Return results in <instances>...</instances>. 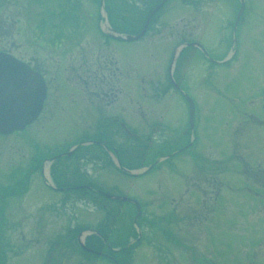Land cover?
Returning <instances> with one entry per match:
<instances>
[{"label": "rangeland", "instance_id": "obj_1", "mask_svg": "<svg viewBox=\"0 0 264 264\" xmlns=\"http://www.w3.org/2000/svg\"><path fill=\"white\" fill-rule=\"evenodd\" d=\"M252 1L256 9L249 15L244 27H249L251 39L241 46V56L234 57L229 66L234 71L237 67L240 72L228 76L222 83L220 93L214 89L216 85L211 81L208 63L202 55L195 54V52L192 54L191 51H185L179 54L172 63L173 55L167 52L141 51L140 48L143 45L138 42H121L119 46L111 42L104 44L98 33H96L95 18L90 19L89 24H86L87 30L74 35L72 46L75 59L73 66L77 67L85 64L94 70L91 71L94 74L99 69L98 64H102L105 58L108 63L112 60L114 64L112 67L117 66L120 70L116 78L117 89L114 87L115 92H119L120 104L106 109L104 113L112 115L114 112H119L121 115L127 116L129 123L139 135V141L136 143L137 150L140 153L143 152L141 161L139 159L136 162L140 164L135 168H131L134 166V162L131 164L128 158L126 161L122 158L123 165L135 172L144 169L152 163L149 161L152 151L159 150L158 145L166 141L167 137L168 139L172 137L167 136L171 132L161 135L162 130L149 134L147 127L152 122L162 120L172 124L173 120L179 118V125L182 126L187 118L186 105L182 96L179 97L177 93L170 92V95L168 93L170 97L160 104H149L150 96L157 94H154L152 84L163 86L167 78L168 68L172 66L174 76L180 78L181 83L186 85L187 92L195 98L197 105L196 135L199 150L207 158L210 157V152L217 150L216 156L219 161L217 164L221 166L220 169L224 168L225 161L230 159L225 151H221L222 148H225L221 144L229 143L225 140V135L228 132L227 127L230 125L229 113L233 114L235 106L239 109L245 107L246 111L249 112L262 111L260 104L264 95L259 90L262 86L264 90V57L252 55L248 52V49L253 41H256V48L261 46V30L257 29V26L249 25L252 21V15L257 12L259 14L264 13V2L263 0ZM74 5L80 7V4L75 3ZM232 10L229 11V14L235 15V11ZM193 12V9L186 8L185 16L191 17L194 15ZM95 14L97 15L96 12ZM104 17L105 15L101 12L99 24L103 29L106 25ZM205 24L200 33L202 38H205L213 29V26L209 27L208 22H205ZM21 26L22 24L18 29H21ZM187 26L193 30L194 24L191 23ZM83 48L84 50H82ZM98 48H101V50H98ZM102 52H105V54H102ZM254 53L256 54V52ZM229 68L222 67L220 71ZM90 77L94 79L93 75ZM87 79L85 77V81ZM69 80L71 84L69 90L72 91L71 88L73 87L71 94L73 97L61 99L53 105L55 107L53 108L55 119L44 129H42L41 123L38 122L30 126L28 131L33 140L35 139L38 142L39 137L44 136L48 144L49 141H53L52 143H55L58 147H65L66 145L71 147L72 143H76L81 139L84 133L92 134L90 122L93 123L99 115L92 108L99 105L103 109L105 106H103L104 103L101 104L103 101L99 102L95 99L91 91H101L102 87L95 88L91 84L92 86L88 85L90 88H85L84 86L87 85L83 82L84 79L76 78L74 72L72 76L69 75ZM106 86L104 89H107ZM181 88H183V85H181ZM88 90L89 93H87ZM237 91L240 94L238 96L234 94L237 97L233 98L235 99L234 103L229 102L228 99L231 94L228 92L236 93ZM89 94L95 100V103L91 104L93 107L86 100ZM129 96L137 98L140 103L139 106L141 105L142 108L131 106ZM84 97L86 99H83ZM237 101L240 103H236ZM51 109V107H47L46 111ZM131 114L133 117L130 116ZM108 133L115 143L130 144L129 139L117 126L114 127V131L109 130ZM247 134L249 138L245 141L236 137L231 139L228 136L229 140H235L236 138L240 141V146L234 152V173L232 174L234 179L231 181L234 183L224 189V198L218 202L217 209L210 215H207L209 212L206 211L198 212L195 200L196 188L192 187L190 194L184 195L180 202L178 197L183 194L184 186L178 187L177 184H173L184 178L183 181H186L187 185H191L192 179L199 175L196 167L191 168L192 164L189 165L191 162L195 164L194 152L192 154L186 151L183 154H175L176 156L166 160L161 159L156 165L157 167L143 178H129L128 175L127 177L118 171L116 159H112L110 155L111 159H106L107 163L105 164H97L92 161L93 159H84L83 162L79 161L80 164H75L77 168L73 172V176L70 175L68 185H78L81 182L79 176L82 175L93 183H99L103 187L114 189L113 192L146 201L148 203V206L145 205L146 209H157L153 216L152 213L148 212L149 215L139 217L136 223L133 222L136 212L133 206L104 199L100 195V191L91 182L90 184H93L94 189L74 190L69 195L70 200L65 204L66 201L64 200L62 203L60 192L55 194L49 191L44 180L34 177L25 193L16 195L9 200L11 213L0 218L6 224L4 228L6 239L3 246L6 253V264H45L46 260L48 264H112L107 259L82 250L77 243L78 234L81 233L80 237L83 239L92 229L104 228L106 236L110 237V240L108 239L109 243H111V241L119 240L123 236L126 240L130 237L134 238L138 235L139 230L147 235L151 228L154 230L156 227L174 233V235L171 234L172 236L169 239L167 236L159 239H181L192 244H196L195 240H199L202 246L206 242L209 243L215 248L217 253L215 259L220 264H264V198H259L258 194L254 193L257 191L256 187L258 186L264 192V127L251 125L247 129ZM48 135L51 136L50 140ZM253 135L255 139H252ZM104 136L107 139L109 138L106 135ZM89 137L93 136L85 138ZM143 138L145 139L143 140ZM150 139L154 141L156 147L149 143ZM8 142V164L12 167L22 160L19 149L24 148L27 143L23 142L22 136L18 133L10 136ZM143 146L153 147L152 150H146ZM154 158L157 160V156H154ZM202 160L209 161L206 160V157ZM243 160L247 161L248 164L250 163L254 170H258V167L263 170L258 173L255 172L254 179L250 177L247 180L246 174L242 176L237 171L242 167ZM221 161L223 162L219 164ZM258 163H260L259 166ZM49 167L50 163L45 162L43 172L47 179H50ZM57 169L54 167V171L59 172L60 169ZM60 171L64 175V168ZM258 181L260 184L257 183ZM164 193H170L175 197L177 199L175 204H171L168 199L158 205L160 204V202H157L158 197ZM148 201H153V204L149 205L150 202ZM103 204L106 205V211L103 209ZM174 207L177 209L175 212L172 210ZM128 208L129 215L126 211ZM165 209H169L168 212L172 211V213L165 215L166 213H163ZM109 229L111 232L108 233ZM72 230L76 231L70 234ZM87 236V238H98L95 233H89ZM148 236L150 235L148 234ZM153 238L155 237L153 236ZM102 244L104 245L103 242L100 243V245ZM145 244H140L139 250H144ZM114 247L118 246L115 245ZM144 259L145 257L141 258V255L136 253L133 264L142 263ZM191 261L194 260L190 259V263L189 260H185L181 264H193Z\"/></svg>", "mask_w": 264, "mask_h": 264}, {"label": "flooded vegetation", "instance_id": "obj_2", "mask_svg": "<svg viewBox=\"0 0 264 264\" xmlns=\"http://www.w3.org/2000/svg\"><path fill=\"white\" fill-rule=\"evenodd\" d=\"M163 0H0V55L6 61L5 67L23 66L29 69V75L31 80H42L45 85L46 93L43 108L37 117V119L21 131H15L13 133H1L0 132V218L9 215V200L16 195L23 194L28 190L30 181L34 177H38L44 180L47 189L55 194L60 192L62 194L61 200H70V193L74 190L90 189L89 186L91 180L87 177H81V182L78 185L69 184L70 175L73 176V172L76 170L79 161L84 159H93L92 161L97 164L107 163L106 159L110 158V154L122 161L128 158L130 163H136L139 159H142L143 152L139 153L137 150V139L135 134L136 129L129 123L128 117L121 115L119 112L112 115L104 113L108 108L114 107L119 103L120 97L118 96L117 80L120 70L117 66L112 67L113 61L110 63L103 59L102 64L99 65V69L96 73L92 74L89 66L74 65L73 55V41L74 35L79 32L87 30L86 24H89L90 19H94L95 28L102 43H115L119 46L123 43H141L143 45L141 51L151 52H167L170 55H174L177 50L191 51L195 54L209 55L218 60L217 63H209L208 72L210 73L212 83H215V90L220 93L222 89V83L233 73L238 74L240 71L237 69H230L229 66L233 62L232 57L241 56V46L249 42L251 34L248 28H244L249 15L256 9L252 0H165L163 4L156 8ZM264 2V0H263ZM80 4V7L74 4ZM92 4V5H91ZM233 5V6H232ZM93 8V10H91ZM193 9V16H185V9ZM103 9V11H101ZM235 11V15H230L229 11ZM97 13V15L95 14ZM106 15L109 22H111L112 33L109 30H104L100 24V14ZM95 14V15H94ZM105 18V17H104ZM148 20L146 30L142 36L134 41H129L126 38H117V35H138ZM88 21V22H87ZM205 22L213 26L212 31L205 37H201V32ZM194 24L193 30L188 28V24ZM21 26V29H18ZM257 26V29L261 30L260 43L261 46L256 48V41H253L248 49V52L252 55H259L264 57V13L257 12L252 15V21L249 26ZM187 31V32H186ZM145 43V44H143ZM182 46V49H181ZM257 49V50H256ZM84 50V48L82 49ZM101 50V48H98ZM138 50V49H136ZM206 51V52H205ZM256 52V54L254 53ZM105 54V52H102ZM226 60H228L226 62ZM222 61V62H220ZM222 67L229 68L228 70L220 71ZM17 68V67H16ZM76 78L84 79V83L88 85H94L95 88L102 87L101 91L93 90L91 94L99 102L104 103L105 106L97 105L92 108L99 115L97 119H94L91 123L92 134L84 133L81 139L76 143H72L71 147L66 145L65 147H58L53 141L47 143V139L44 136L39 137L38 142L31 138L29 133L30 126L35 123H41L42 129L52 123L55 119V111L53 105L61 99H70L73 97L72 91L69 90L70 80L69 75H73ZM94 76L92 79L90 76ZM85 77L88 79L85 81ZM180 78L175 77L172 73V66L168 68L167 78L165 79L163 86L152 84V89L155 95L150 96L149 104L162 103L165 99L170 97V92L177 93L179 97L182 96L187 109V118L183 125L180 126L179 118L172 124L160 121H154L147 127L149 134H152L158 130H162L161 135L166 132L172 136L162 144L158 145L159 148L172 147L174 151L181 149L179 153L183 154L189 151L193 154L195 164H192L191 168L196 167L199 175L194 177L190 182L191 185H187L184 178H181L177 184L183 188V196H179L178 200L181 202L182 198L186 194H190L191 188H196V206L201 213L203 211L209 212L207 215L212 214L216 209L218 202L224 198V189L233 181V164H234V152L240 146L239 138L248 139L247 129L251 125L256 127H264V96L260 108L262 109L255 112L246 111L245 107L239 109L235 106V111L230 115V125L227 127L228 132L225 135L226 144H221V151H225L226 155H229L230 159L225 161L224 170L220 169L218 165V157L216 151L210 152V157L202 155L199 150V143L197 138V105L195 103V111L192 120L189 117V104L181 93V81ZM91 85V86H92ZM108 85V86H106ZM106 86L107 89H104ZM115 87V88H114ZM260 87V92L264 95V90ZM109 92L107 94V92ZM226 90V85H225ZM63 93V95H62ZM89 93V90L87 91ZM169 93V95H168ZM229 102L234 103L233 98H237L236 93H230ZM261 94V95H262ZM227 96V95H226ZM241 97V96H239ZM83 99H86L85 97ZM130 105L133 107L139 106V101L133 96H129ZM89 105L95 103V100L89 94L87 96ZM237 100V99H236ZM98 102V103H99ZM240 103V102H236ZM246 103V102H245ZM141 106V105H140ZM139 106V107H140ZM246 106V105H245ZM47 107L52 109L46 111ZM91 107H93L91 105ZM142 108V107H140ZM93 110V111H94ZM102 111V113H101ZM94 113V112H93ZM119 113V114H118ZM132 116V114L130 115ZM133 117V116H132ZM228 124V123H227ZM117 126L123 134L126 136L129 145L117 144L109 136L108 131H114V127ZM89 129V128H88ZM87 129V130H88ZM18 133L22 136L23 142L27 144L24 148H20L22 160L14 165L8 164L9 156V142L10 136ZM138 134V133H137ZM148 134V135H149ZM104 135L108 136L107 139ZM49 136V140L51 136ZM87 136H93L85 138ZM228 136L235 140H229ZM252 139H255L254 135ZM151 141L149 143H153ZM242 143V142H241ZM48 144V145H47ZM156 146V145H155ZM30 147V149H28ZM146 150H151V146H143ZM163 150V149H162ZM231 150V152H230ZM220 151V150H219ZM146 154V153H145ZM154 156H157V160L163 155L150 154V163L156 162ZM209 160L208 162L202 160L203 158ZM50 163L49 175L50 179L54 181L53 185L49 180L45 178L43 167L45 162ZM221 161L219 164H221ZM243 165L237 171L246 179L254 176L255 172H260L263 169L258 167V170H254L250 163L243 160ZM81 163V162H80ZM79 163V164H80ZM156 163L148 173H151L157 166ZM260 163H258L259 166ZM59 165V167H58ZM188 165V167H189ZM185 166V165H184ZM183 166V168H184ZM56 169L64 168V175L54 171ZM182 168V169H183ZM252 169V170H250ZM185 170V169H184ZM54 171V172H53ZM60 173V175H59ZM230 175H228V174ZM129 176V175H128ZM127 176V177H128ZM142 176L130 175L129 178H143ZM72 180V179H71ZM245 180V179H244ZM73 181V180H72ZM71 181V182H72ZM246 181V180H245ZM259 183V181L257 182ZM86 184V185H85ZM260 184V183H259ZM259 198H264V192L260 186L256 187ZM94 189V188H93ZM66 193V194H65ZM194 193V192H192ZM191 193V194H192ZM53 195V194H52ZM52 197V196H50ZM104 198L105 195H103ZM109 201H116L110 198H106ZM172 204L176 202V198L170 195V193H164L158 197V201L161 205L167 201ZM56 201V200H55ZM50 202V200H49ZM54 202V201H53ZM141 204L142 213L140 217L149 215L152 216L156 213L157 209H146L148 206L146 201L139 200ZM150 202V201H148ZM153 202V201H152ZM150 202L149 205L153 203ZM128 203V202H125ZM130 204V203H128ZM134 207L136 206L130 204ZM104 209L106 205L103 204ZM161 209V207H160ZM41 210V208H40ZM107 210V209H106ZM173 212L177 209L172 208ZM127 214H130L129 208ZM169 209L163 210L165 215L169 213ZM136 214V212H135ZM6 224L0 220V264H6L5 249L3 248L6 239ZM151 227V226H150ZM127 235V233H125ZM138 235L134 238H128L127 240L123 236L118 240L119 245L117 250L111 249L108 245L106 237H98L96 244L101 252L107 253L110 257V261L115 264H133L135 254L139 253L141 258H144L142 263L138 264H181L182 261L193 259V264H220L215 257L217 256L215 248L209 243L201 245L199 240H195L196 244L185 242L184 240H168L171 238V231L158 228L149 233L138 231ZM148 234L151 236H148ZM153 234V235H152ZM172 234V235H171ZM153 236L155 238H153ZM167 236L168 239H159ZM146 238V239H144ZM148 238V239H147ZM102 239V240H101ZM131 239V240H130ZM101 240V241H100ZM114 241V240H113ZM103 242L104 245H100ZM146 243L144 250H139L140 244ZM106 248V249H105ZM144 252V253H143Z\"/></svg>", "mask_w": 264, "mask_h": 264}, {"label": "water", "instance_id": "obj_3", "mask_svg": "<svg viewBox=\"0 0 264 264\" xmlns=\"http://www.w3.org/2000/svg\"><path fill=\"white\" fill-rule=\"evenodd\" d=\"M164 1L165 0L156 8L160 7ZM147 23L138 35H117V38L135 40L144 33ZM208 59L217 62L211 57H208ZM5 63L6 61L0 55V131L3 133H10L14 130L25 128L26 125L35 120L42 108L46 89L42 80H31L30 76H28L29 69L21 65H16L17 68L13 66L5 67ZM184 95L189 102L190 119H192L194 103L188 94L184 93ZM145 170L146 169L139 173H143ZM107 196L133 202L138 209L136 218L140 215L141 207L137 200L127 196H112L109 194H107ZM80 243L85 247L82 242Z\"/></svg>", "mask_w": 264, "mask_h": 264}, {"label": "trees", "instance_id": "obj_4", "mask_svg": "<svg viewBox=\"0 0 264 264\" xmlns=\"http://www.w3.org/2000/svg\"><path fill=\"white\" fill-rule=\"evenodd\" d=\"M171 149H173V148L172 147H170V148L169 147H165V148H163V150L161 152H158V153L159 154H165V153L169 152ZM87 192H89V191H87ZM98 231H100L101 233L105 234L104 228H100ZM107 232L109 233V232H111V230L109 229ZM109 238L110 237L107 236V239H109ZM96 240H97V238H95V237H89V238H87L85 244L88 247L97 248L98 249V246L96 244ZM111 244L117 245V244H119V242H118V240H115V241H111Z\"/></svg>", "mask_w": 264, "mask_h": 264}]
</instances>
